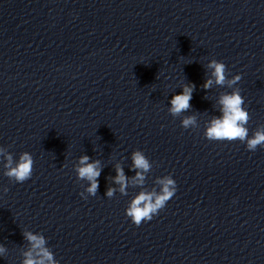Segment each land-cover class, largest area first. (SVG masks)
Wrapping results in <instances>:
<instances>
[{"label": "clouds", "instance_id": "obj_1", "mask_svg": "<svg viewBox=\"0 0 264 264\" xmlns=\"http://www.w3.org/2000/svg\"><path fill=\"white\" fill-rule=\"evenodd\" d=\"M207 67L212 69L211 76L205 81L203 87L210 89L213 83L217 85H224L226 77V65L216 59L211 60ZM241 80V75L233 76L229 81V86L236 84ZM195 85H185L180 94L173 96L170 103L172 107L170 112L173 115L190 108V100L192 99V92ZM219 103L221 105V116L213 117L209 122V127L206 129V138L215 141H236L246 143L247 150L255 152L259 147H264V127L258 129L251 137L245 125L248 123V112L242 107L244 100L239 92L233 91L224 94L220 97ZM195 123V117H187L182 121L185 128ZM0 155H5L7 163L4 165L7 171L5 176L14 179L17 183H23L28 180L33 171V158L30 153L23 152L19 161L13 165V158L11 154L4 153L0 149ZM88 156H81L79 158V166L76 171L80 179H87L90 186L87 191L93 196L96 194L100 176V162L94 161L89 163ZM133 166L137 171L133 182L142 185L144 182V174L150 169V164L141 151L133 153ZM116 176L113 178L114 182L120 185V192L127 194L128 178L124 175L123 169L119 166L116 168ZM162 187L159 194L153 192H140L125 209V214L129 217L136 226H140L142 222L150 221L155 215L162 210L166 203L175 195L177 191L176 181L172 176H165L163 179L157 181ZM115 189L109 188L106 195L111 197ZM25 239L30 242L31 248L24 253L23 264H59L54 258V254L45 247L46 241L43 236L33 234L32 232L23 233ZM5 249L0 247V256H3Z\"/></svg>", "mask_w": 264, "mask_h": 264}, {"label": "water", "instance_id": "obj_2", "mask_svg": "<svg viewBox=\"0 0 264 264\" xmlns=\"http://www.w3.org/2000/svg\"><path fill=\"white\" fill-rule=\"evenodd\" d=\"M264 0H0V40L157 24Z\"/></svg>", "mask_w": 264, "mask_h": 264}]
</instances>
